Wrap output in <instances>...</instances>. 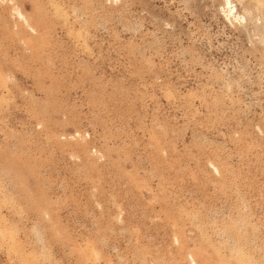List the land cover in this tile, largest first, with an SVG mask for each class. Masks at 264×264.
Segmentation results:
<instances>
[{
    "label": "rangeland",
    "instance_id": "1",
    "mask_svg": "<svg viewBox=\"0 0 264 264\" xmlns=\"http://www.w3.org/2000/svg\"><path fill=\"white\" fill-rule=\"evenodd\" d=\"M0 264H264V0H0Z\"/></svg>",
    "mask_w": 264,
    "mask_h": 264
}]
</instances>
